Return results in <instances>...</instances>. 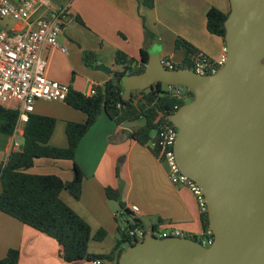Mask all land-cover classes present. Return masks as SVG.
Instances as JSON below:
<instances>
[{
  "label": "crops",
  "instance_id": "obj_1",
  "mask_svg": "<svg viewBox=\"0 0 264 264\" xmlns=\"http://www.w3.org/2000/svg\"><path fill=\"white\" fill-rule=\"evenodd\" d=\"M10 1L17 4L19 0ZM46 1L48 5L38 3L26 17H0V27L26 32L51 8H64L67 19L58 42L66 52L59 48L45 51L46 75L82 93L89 91L91 83L102 84L113 76L117 50L137 61L142 48L148 54L156 51L163 61L176 65L186 57L185 48L175 46L177 38L186 40L213 61L220 58L225 47L224 40L208 32L205 25V14L210 7L228 12L224 10L225 0H153L151 7L144 0ZM76 16L82 24L74 19ZM84 51L96 54L92 67L84 64ZM102 58L111 68L110 74L95 68ZM33 113L56 119L49 139L56 147L67 146V121L85 119L83 112L64 101L37 99ZM133 126L134 123L116 124L105 112L100 113L75 152V162L84 174L80 198L74 199L67 191L60 193V198L89 224L92 233L99 228L106 231L103 241L88 242L90 253H107L105 247L93 242L102 243L108 236L116 240L117 228L125 229L133 218L146 232L171 226L189 235L202 232V211L195 196L187 187L174 185L169 180L167 165L152 152L151 144L141 145L129 137ZM17 137L20 139L21 135L16 140ZM11 142V134L0 132V165L10 151ZM71 168L70 160L38 158L28 172L55 174L68 181L73 176ZM107 187L118 191V201L107 198ZM131 205L138 207L136 213L130 210ZM9 248L19 249L18 264H68L61 258L60 246L53 238L0 212V258Z\"/></svg>",
  "mask_w": 264,
  "mask_h": 264
},
{
  "label": "water",
  "instance_id": "obj_2",
  "mask_svg": "<svg viewBox=\"0 0 264 264\" xmlns=\"http://www.w3.org/2000/svg\"><path fill=\"white\" fill-rule=\"evenodd\" d=\"M228 1L225 61L215 72L168 68L151 51L141 73L120 78L125 101L157 82L192 91L166 119L177 130L178 166L203 193L213 240L148 231L118 264H264V0ZM105 60L95 68L110 74Z\"/></svg>",
  "mask_w": 264,
  "mask_h": 264
},
{
  "label": "trees",
  "instance_id": "obj_3",
  "mask_svg": "<svg viewBox=\"0 0 264 264\" xmlns=\"http://www.w3.org/2000/svg\"><path fill=\"white\" fill-rule=\"evenodd\" d=\"M143 2L149 7L153 6V0ZM228 12L212 6L205 14L207 31L220 36L223 40L225 33L223 23ZM74 19L82 24L79 17L76 16ZM175 46H183L186 57L180 64L171 63V67L191 68V56L198 50L182 38L175 40ZM147 59L148 52L144 48L140 50L138 61L117 50L114 54L116 69L113 70V76L102 84L94 85L92 95L86 96L69 86L64 102L83 112L85 119L82 122H66V147H56L49 143L56 119L32 112L23 127L19 147L10 150L0 165V212L53 238L60 246L61 258L68 264H85L92 259L108 260L112 264H118V256L124 250L122 244H133L138 241L130 238L124 229L118 227L119 237L109 252L95 254L88 251V242L91 239L103 241L106 231L99 228L92 233L89 224L60 198L62 191H67L74 199L80 198L84 174L74 159L80 139L100 113L105 112L116 124L134 123L129 137L141 145L151 144L157 129L173 125L166 116L193 99L192 91L187 88L184 96L178 98L166 91L165 84L157 82L150 88L133 91L129 100H123L121 76L141 73ZM82 60L86 66L92 67L97 56L93 51H84ZM16 117V110L0 105V132L12 134ZM151 149L156 155L155 147ZM38 158L72 161V179L65 181L55 174L28 172ZM105 193L107 198L119 200L117 190L107 187ZM119 204L128 212L122 203ZM137 223L142 227L139 221ZM201 225L202 231L209 228L206 210L201 212ZM19 255V249L9 248L4 257L0 258V264H18Z\"/></svg>",
  "mask_w": 264,
  "mask_h": 264
},
{
  "label": "built area",
  "instance_id": "obj_4",
  "mask_svg": "<svg viewBox=\"0 0 264 264\" xmlns=\"http://www.w3.org/2000/svg\"><path fill=\"white\" fill-rule=\"evenodd\" d=\"M48 5L46 0H19L17 4L10 0H0V17L15 16L26 17L38 4ZM67 19L64 8H51L46 15L38 18L34 28L26 32H11L0 27V105L17 111V117L13 128L11 148L17 149L20 142L16 140L18 134L22 135L23 127L34 110L37 99L48 101H65L69 91V85L49 79L46 75L48 58L45 51L50 48H59L66 52V48L58 42V35ZM226 48L218 60H210L200 51L191 56V69L199 74L215 72L225 61ZM165 66L171 67V63L163 61ZM86 96L94 93V85ZM166 91L181 98L184 96L185 87L182 85L165 84ZM139 96V95H138ZM177 130L174 125H165L160 129L157 140L151 142V147L157 150L156 156L167 165L169 180L178 186L187 187L195 196L201 211L206 210L205 199L200 187L181 172L174 154V143ZM130 210L137 212L138 207L131 205ZM133 218L124 229L132 239L142 240L145 229ZM152 234L157 237H190L207 246L213 240V233L208 228L198 235H189L181 229L171 226L169 228L152 229ZM195 236V237H194ZM85 264H112L108 260L92 259Z\"/></svg>",
  "mask_w": 264,
  "mask_h": 264
},
{
  "label": "rangeland",
  "instance_id": "obj_5",
  "mask_svg": "<svg viewBox=\"0 0 264 264\" xmlns=\"http://www.w3.org/2000/svg\"><path fill=\"white\" fill-rule=\"evenodd\" d=\"M225 3H226V8L224 9V10H226V11H229V1L228 0H225ZM188 101H190V100H188ZM187 101V102H188ZM17 141H21V137H20V139L17 137ZM113 200V199H112ZM116 238H118L119 237V233L117 232V235L115 236ZM115 239H114V237H112V236H108V238L104 241V242H102V243H95V242H93L95 245H100L101 247H105L106 249H105V252L106 251H108L109 252V249L110 248H112V246H113V244H114V241ZM128 244L127 243H125L124 244V247L123 248H125L126 246H127Z\"/></svg>",
  "mask_w": 264,
  "mask_h": 264
}]
</instances>
